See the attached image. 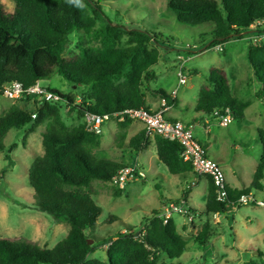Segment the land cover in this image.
Listing matches in <instances>:
<instances>
[{
    "label": "trees",
    "instance_id": "16d2710c",
    "mask_svg": "<svg viewBox=\"0 0 264 264\" xmlns=\"http://www.w3.org/2000/svg\"><path fill=\"white\" fill-rule=\"evenodd\" d=\"M13 1L12 12H6L0 5V99L8 84L17 82L28 89L56 75L80 88V93L44 87L57 97L54 103L25 96L12 100L5 113L0 114V151H6L3 140L11 130H24L28 135L45 125L44 153L34 158L28 171L29 185L35 192L34 208L51 215L56 222L70 225L67 236L53 247H41L22 237L0 238V264H158L163 254L171 262L162 264H173V260L181 258L187 243L177 232L173 219H163L158 211L153 212L138 233L126 230L110 243L102 239L103 244L108 243L106 260L90 258L96 242L89 243L93 238L89 232L95 230L103 211L93 198L92 182H111L125 165L97 156L95 150L100 147L102 134L88 131L84 120L69 129L57 103L65 102L69 110L77 111L80 119L88 113L104 115L126 109L143 108L151 112L146 103L147 94L166 99L167 107L175 106L177 100L171 93L150 87L157 79L154 67L159 64L160 50L170 49V40L161 32L114 23L108 15L98 25L103 11L92 0H80L79 4L75 0ZM168 8L180 23L213 24L212 41L201 52L239 38L242 32H249L253 24L264 19V0H222L221 3L172 0ZM252 31L264 34L261 27ZM74 32L86 34L92 43H79L78 53L68 54L69 37ZM247 58L261 83L256 95L264 101V41L249 44ZM182 72L185 75L186 71ZM188 72L204 78L195 106L197 113L206 115V120L220 121L226 115L231 120L244 119L247 104L233 96L223 69L211 68L205 74L201 68L193 67ZM19 102L32 104L31 108H22ZM134 121L130 118L118 121L115 141L118 148L137 152L147 142L145 130L126 141L125 131ZM258 132L262 154L252 187L263 191L264 131ZM154 138L158 159L171 174L185 180L195 174L192 165L181 157L182 147L177 141L158 134ZM6 158L11 159L9 155ZM209 179L205 205L208 215L233 212L243 206L238 201L240 197L252 193L250 188H229L227 200L222 202L217 199L214 183ZM193 182L180 199L187 209L190 208L188 195L196 184ZM115 188L114 196H121L124 189ZM214 234L206 221L195 235V241L208 246ZM245 264L261 263L247 260Z\"/></svg>",
    "mask_w": 264,
    "mask_h": 264
},
{
    "label": "rangeland",
    "instance_id": "374dc122",
    "mask_svg": "<svg viewBox=\"0 0 264 264\" xmlns=\"http://www.w3.org/2000/svg\"><path fill=\"white\" fill-rule=\"evenodd\" d=\"M92 1L97 2L103 11V15H100L98 20V25L103 24L106 15H108L114 23L125 25L128 28L161 32L163 37L170 40V49H161L163 54L161 61H165L164 64L159 61V64L154 67L157 79L153 82L152 87L155 89L163 88L168 91L174 88L176 90L177 85L180 84V73L183 67L179 68L177 75V69L173 66L175 61L177 62L178 53H183L186 57H188L186 54L194 56L193 61L187 65L188 70L199 67L205 74L211 68L227 70L234 95L244 102H249L246 117L231 120L226 127L221 126L219 121L212 120L210 123L212 128L210 140L207 141L202 136L200 142L208 150L211 158H220L225 162L226 166L223 167L226 171L229 173L236 172L240 175L239 178L236 175L235 179L241 182V187L250 188L252 194L264 199V191L252 187L254 173L262 154L261 134L258 130L264 131V101L256 97V91L261 88V83L248 62V40L246 38L248 33L242 32L241 38L239 36V38L223 43L225 48L230 51L229 55L215 51L214 46L201 52L200 50L212 41L213 24L192 26L180 23L175 13L168 8V3L172 0ZM215 1L221 3L222 0ZM0 5L6 12H12L14 9L13 0H0ZM256 41L258 40L250 39L249 44ZM79 43L88 45L92 41L86 34L74 32L69 37L67 53H78ZM164 55L167 56L165 60ZM184 77L186 82L178 88L177 103L191 112L203 79L201 75L197 76L191 72L185 73ZM41 86L56 88L65 93H80V88L72 86L59 75L54 76L51 80L42 81ZM79 101L77 99V103ZM151 101L152 97L148 96V104ZM11 102H13L12 99L5 96L0 99V114L5 113ZM54 102L52 100V103ZM57 103L69 129L84 120L78 117L76 110H69L65 102ZM31 105L19 102V106L22 108H31ZM44 130L45 125H41L35 132L25 135L24 130L15 129L11 130L3 140L6 151H0V238L22 237L36 242L41 247H53L66 237L70 226L66 223L60 230H57V227H54L55 220L51 215L34 208L35 192L29 185L28 179V171L32 161L44 153L42 144ZM201 131H203V127H201ZM118 133L119 126L116 120L113 119L104 124L101 146L95 150L97 156L110 158L124 165L140 161L149 177L144 180L130 181L119 197L114 196L116 188L111 182L100 180L92 182L93 198L103 211L98 218L97 227L94 231L89 232V236L93 237L90 240L91 243L96 242V250L90 257L100 260H106L108 243L115 240L116 235L131 229L138 233L154 215L152 211L162 209L163 203L168 198H171V202H178L181 198L177 200L178 198L175 197L181 194L183 188L192 182V180H185L171 174L166 166L158 160L153 145L147 147L145 152H139L138 157L135 153L131 154L132 152L129 150L118 148L115 142ZM210 144H214L212 151ZM7 155L11 159H7ZM261 183L264 184V180ZM191 198L196 205L205 206L207 198L205 181H201L193 188ZM203 207L199 208L198 212H203ZM187 212L185 213L186 218L189 214H196L192 210ZM198 212L197 215L201 216ZM182 214L184 213L175 216L177 224L186 221L184 216V218L179 216ZM112 216L118 219H111ZM255 217L260 220L259 224ZM207 221L211 227V220ZM219 221L224 222L225 233L218 244H214V247H212L211 242L210 246L196 243L195 235L202 229L206 221L199 226L193 221L190 227H197L193 231L194 239L192 236V238L186 236L185 240H187L188 245L185 252L179 260L175 259L172 263L244 264L247 260H254L264 264L263 207L243 205L241 208L226 214V218L223 216V220L220 217ZM215 229L216 231L221 230L217 227H214ZM178 231L181 232L180 226ZM215 235L218 236V233ZM102 239L108 243L103 244ZM224 244L226 246H223ZM233 247L236 248L233 249ZM239 248L241 251L237 252ZM164 262L168 263L171 260L163 254L158 264Z\"/></svg>",
    "mask_w": 264,
    "mask_h": 264
},
{
    "label": "built area",
    "instance_id": "2783aa9c",
    "mask_svg": "<svg viewBox=\"0 0 264 264\" xmlns=\"http://www.w3.org/2000/svg\"><path fill=\"white\" fill-rule=\"evenodd\" d=\"M264 27V19L259 20L253 24L251 28L256 29ZM217 52L224 51V44L219 43L214 46ZM185 75L180 73V84L185 82ZM178 89L172 92V96L176 95ZM3 96L9 99H22L23 97L31 96L33 99L52 101L57 100V97L44 89L39 83L34 86L23 89L21 84L15 82L8 84L3 89ZM166 99H161L160 108L157 111H145L140 109H126L121 112L96 115L86 114L84 121L86 122V129L96 134L103 133L104 124L110 120L123 121L125 118H130L135 121H141L145 124V134L148 137H155L156 134L163 136L171 141H177L181 147V157L184 161L189 162L193 171L196 174L195 184L199 177L208 176L212 179L217 199L219 201H226L229 193V184L226 178L225 171L222 165L216 160L210 158L204 146L196 139L191 125H188L179 120H169L165 117V112L168 110ZM218 116V112L214 113ZM36 118V115H33ZM231 121V116L226 115L221 117L219 123L226 127ZM146 177L144 170L137 164L125 165L118 170L111 180V184L119 189H125L128 183L132 180H141ZM242 205H253L264 208V199L256 197L250 193L240 197L238 200ZM184 200L179 202H170L164 206L163 213L160 215L165 220L170 219L174 214L188 213L186 212V205Z\"/></svg>",
    "mask_w": 264,
    "mask_h": 264
},
{
    "label": "crops",
    "instance_id": "0c3cea01",
    "mask_svg": "<svg viewBox=\"0 0 264 264\" xmlns=\"http://www.w3.org/2000/svg\"><path fill=\"white\" fill-rule=\"evenodd\" d=\"M243 33H248V34H246L247 35V40H248V45H249V40L250 39H257L258 41H260V40H262V41H264V35H261V36H259V34L258 33H253V31H252V29L249 31V32H243ZM240 38H241V36H240ZM248 45H247V47H248ZM226 55H229L230 54V51L227 49V48H225V46H224V51H223ZM222 52V53H223ZM160 53H161V57H162V52H161V50H160ZM178 56H177V62L175 61V63H174V67H176L175 69H177V75H178V71H179V68L181 67H183V70H185L186 71V74H189V70H188V68H187V65L190 63V62H192L193 61V57L194 56H190V55H188V54H186L188 57H186L185 56V54H183V53H178L177 54ZM180 56V58H178ZM161 57H160V63L161 64H164V62L165 61H161ZM165 59H167V56H165L164 55V60ZM250 65V64H249ZM250 68H252L251 67V65H250ZM220 69H222V68H220ZM253 69V68H252ZM224 70V69H223ZM225 72H226V74H227V76H229V73L227 72V70L225 69L224 70ZM201 74H198L197 76H200ZM202 76V75H201ZM177 78V77H176ZM229 78V77H228ZM202 83H201V85H200V88H201V86H202V84H203V82H204V78H203V76H202ZM185 82H186V78H185ZM229 82H230V79H229ZM153 84V83H152ZM176 84H178L177 82H176ZM184 85V84H183ZM182 85H177V88L176 89H178L179 87H181ZM150 87H152V85L150 86ZM153 89H155L154 87H152ZM200 88H199V90H200ZM230 89H231V92H232V94H233V96H235L234 95V93H233V90H232V88H231V84H230ZM175 89L173 88L172 90H168V92L169 93H171L172 94V92L174 91ZM258 91V90H257ZM257 91H256V93H257ZM148 96H150V97H152V101H151V103L150 104H148V102H147V97ZM198 96H199V92H198ZM198 96H197V98H196V100L193 102V105H192V111L190 112V111H188L187 110V108H185L183 105H180V104H176L175 106H171V107H169L168 108V110L165 112V117L167 118V119H169V120H179V121H182V122H184V123H186V124H189V125H191L192 126V129H193V133H194V135H195V137H196V139L200 142V139H201V137L203 136L207 141H209L210 140V138H211V122H212V120L211 119H209V120H206V115H204V114H199V113H197L196 111H195V106H196V104H197V100H198ZM147 97H146V103H147V105H149L148 106V109L150 110V111H157L159 108H160V103H161V99L159 98V97H155V96H151L150 94L148 95L147 94ZM176 100L178 99V92H177V94L176 95H174L173 96ZM235 97H237V96H235ZM256 97H257V95H256ZM238 98V97H237ZM258 98V97H257ZM238 99H240V98H238ZM259 99V98H258ZM241 101H243L244 102V100H242V99H240ZM259 100H261V99H259ZM262 101V100H261ZM244 103H246L247 104V107L249 106V102H244ZM12 104V102L10 103V105ZM246 111H247V108L245 109V117H246ZM244 117V118H245ZM201 127H203V131H201ZM142 130H144V124L142 123V122H140V121H134L129 127H128V129H126V131H125V133H126V141H130V139L133 137V136H135L137 133H139L140 131H142ZM101 140H102V138H101ZM201 143V142H200ZM207 143V142H206ZM154 146V149H155V155L157 156V149H156V144H155V138L154 137H148V139H147V142L145 143V144H143L142 145V148H141V150H139V151H137V152H132L131 154H133V153H135L136 154V156L138 155V153L139 152H145V150H146V148L147 147H151V146ZM203 145V144H202ZM211 145V151H212V149L214 148V144H210ZM100 146H101V144H100ZM205 148V147H204ZM206 149V148H205ZM206 151H207V154H208V150L206 149ZM129 155H130V152H129ZM208 156H209V154H208ZM138 157V156H137ZM210 157V156H209ZM157 158H158V156H157ZM211 158V157H210ZM212 159H214V160H216L217 162H219L221 165H222V167L223 166H226V164H225V162L223 161V160H221L220 158H212ZM159 160V159H158ZM137 161H138V159H137ZM135 164H137L142 170H144V172H145V169L143 168V165H142V163L140 162V161H138V162H133V163H129L128 165H135ZM223 169H224V167H223ZM224 171H225V173H226V178H227V180H228V184H229V186H230V188L231 189H235V190H240V189H243V187H241L240 186V183L241 182H239L237 179H235L236 177V175L238 176V178L240 177V175L238 174V173H236V172H233V173H229V171H226L225 169H224ZM145 174H146V172H145ZM176 176H178V175H176ZM149 176L146 174V177L144 178V179H147ZM192 177V178H191ZM179 178H181V177H179ZM197 177H196V174H192V175H190L189 177H188V179L189 180H192V182L193 181H195V179H196ZM144 179H142V180H144ZM237 180V181H236ZM264 180V179H263ZM201 181H205L206 182V186H207V193H208V186H209V181H210V179H209V177L208 176H203V177H199L198 178V180H197V182H196V184L194 185V187H196ZM242 184L244 185V182H242ZM263 184V183H262ZM193 187V188H194ZM263 187H264V184H263ZM264 189V188H263ZM184 190H185V188H183V190H182V192H181V194H179L178 196H176L175 198H178L177 200H179L181 197H182V194H183V192H184ZM192 191H193V189L190 191V193H189V195H188V200H189V204H190V208L189 209H187V206H186V212L187 211H191L192 210V212H194V213H196L195 215H196V217H195V215L194 214H189L188 215V217L186 218L185 216H186V214L184 215V214H182V215H179L181 218L184 216L185 218H186V221H182L181 219H180V221H182V223H180V224H177V221L175 220V216L177 215V214H174L171 218L173 219V221H174V223H175V225H176V229H177V232L184 238V240L186 239V236L189 238V236H190V238H192V239H194V236H192V235H195V234H193V231H195L196 229H197V227L195 226L194 228H191L190 227V224L194 221V222H196V224H198L197 226H199L200 224H203L205 221H207V220H211V227L213 228V230H214V227H217V228H221V230H219V231H216V229L214 230V232H215V234L216 233H218V236H216L215 234V236H213L211 239H210V242H211V245H212V247H214V244H218V242L220 241V239H222V237H223V235H224V233H225V230H224V222H222V221H219V219H220V217L222 218V220H223V216L226 218V214H221V215H218V214H214L213 215V217H211V215H208L207 213H206V211H205V206L203 207V205H196L195 203H194V201H193V199L191 198V193H192ZM264 191V190H263ZM207 199V198H206ZM171 198H168L167 199V201H165L164 203H163V207H162V209H159L158 210V213H159V216L163 213V209H164V206L165 205H167L168 203H170L171 201ZM205 205H206V203H205ZM198 207V208H197ZM201 207H203V212L201 211V212H198V210H199V208H201ZM197 208V209H196ZM191 209V210H190ZM152 212H154V211H152ZM197 212H198V214H200L201 216H198L197 215ZM183 217V218H184ZM255 219H256V221H257V223L259 224V222H260V220H258V218H256L255 217ZM215 220V221H214ZM213 222V223H212ZM64 224H66V223H60V222H56V221H54V227L56 228L57 227V230H60V228H62L63 227V225ZM189 224V225H188ZM205 224V223H204ZM203 224V225H204ZM220 224H221V227H220ZM70 226V225H69ZM179 226H180V231L181 232H179L178 231V228H179ZM59 228V229H58ZM70 230V229H69ZM67 236V235H66ZM192 236V237H191ZM186 241V243H187V245H188V242H187V240H185ZM223 244V243H222ZM208 246H210V244L208 245ZM223 246H226L225 244L223 245ZM187 247V246H186ZM218 247V246H217ZM234 248H236V247H233V249ZM241 248H239V249H237V252H240L241 250H240ZM93 254V253H92ZM91 254V255H92ZM90 258H92V257H90ZM177 260H179V259H177ZM230 260H233V259H230ZM177 264H183V263H177ZM244 264H245V262H244Z\"/></svg>",
    "mask_w": 264,
    "mask_h": 264
},
{
    "label": "clouds",
    "instance_id": "9594fccd",
    "mask_svg": "<svg viewBox=\"0 0 264 264\" xmlns=\"http://www.w3.org/2000/svg\"><path fill=\"white\" fill-rule=\"evenodd\" d=\"M75 2L77 3V4H79L80 3V0H75ZM251 29H253V28H251ZM144 179V178H143ZM142 180V179H141ZM180 201V200H179ZM178 201V202H179Z\"/></svg>",
    "mask_w": 264,
    "mask_h": 264
},
{
    "label": "water",
    "instance_id": "95a60500",
    "mask_svg": "<svg viewBox=\"0 0 264 264\" xmlns=\"http://www.w3.org/2000/svg\"><path fill=\"white\" fill-rule=\"evenodd\" d=\"M91 242H92V241H89L90 244H92Z\"/></svg>",
    "mask_w": 264,
    "mask_h": 264
}]
</instances>
